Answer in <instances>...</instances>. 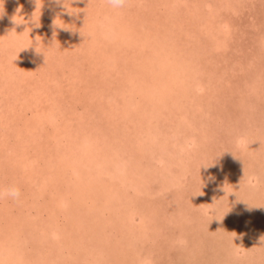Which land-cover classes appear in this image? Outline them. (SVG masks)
Returning a JSON list of instances; mask_svg holds the SVG:
<instances>
[{
    "label": "rangeland",
    "instance_id": "obj_1",
    "mask_svg": "<svg viewBox=\"0 0 264 264\" xmlns=\"http://www.w3.org/2000/svg\"><path fill=\"white\" fill-rule=\"evenodd\" d=\"M23 1L69 15L2 27L0 261L264 264V0Z\"/></svg>",
    "mask_w": 264,
    "mask_h": 264
},
{
    "label": "bare ground",
    "instance_id": "obj_2",
    "mask_svg": "<svg viewBox=\"0 0 264 264\" xmlns=\"http://www.w3.org/2000/svg\"><path fill=\"white\" fill-rule=\"evenodd\" d=\"M21 1H23V0H21ZM18 2V1H17ZM20 2V1H19ZM24 2V1H23ZM23 2H21V4H19L18 5V3H17V6H16V3H15V8H16V10H18V12H16V10H14L13 11V14H14V16L16 17V19H15V21L17 22V24H20V25H23V24H30V23H32V21L29 19V17H30V15H28V14H30L31 13V15L33 16L34 14H36L37 13V15H41V17L39 18V20H40V22L43 20L44 22H43V26L45 25V27L47 28V27H49V25L47 24V23H49V20L50 19H55V18H58V17H61V15L63 16V15H69V13H67V12H69L68 10H67V12L66 13H63V14H60V16H58V15H56L57 13H55L54 14V16L53 15H51V16H49V18H47V19H45L46 17H47V13L49 14V12L47 11V12H42V9H35V10H31L30 9V7H32L34 4L32 3V5L31 4H28L27 3V5L25 4V5H23ZM39 3H37V5H38ZM59 4V2H57V5ZM21 5V6H20ZM23 5V6H22ZM39 5H41V4H39ZM60 6V5H59ZM18 7H19V9H18ZM21 7H22V9H26L25 11L26 12H24V11H21L22 9H21ZM13 8V7H12ZM14 9V8H13ZM30 9V10H29ZM63 12H65V10L64 9H61ZM6 11H8L7 12V15H6V17H7V19H6V21H4V19H3V15H1L0 14V21L1 20H3V21H1V26H0V35L2 34V32H4V30H3V28L2 27H5L3 24L5 23V24H8V22L12 19V18H15V17H12V15L9 13V12H12V10H11V8L10 9H8V10H6ZM56 10L54 9V12H55ZM56 12H58V11H56ZM16 13V14H15ZM52 13V12H51ZM72 13V12H71ZM22 14V15H21ZM18 15H21L20 17L18 16ZM56 15V16H55ZM46 20V22H45V20ZM57 20V19H56ZM48 29V28H47ZM1 38V37H0ZM129 41L131 42V40L129 39ZM0 44L2 45L3 43H2V39H0ZM5 50V49H4ZM155 57V56H154ZM154 59H156V57L154 58ZM153 59V60H154ZM26 86V85H25ZM146 89V88H145ZM148 91V90H147ZM152 95V94H151ZM181 109V108H180ZM109 124H111V123H109ZM106 126L108 127V123L106 124ZM59 127V126H58ZM62 127V126H61ZM111 127V125L109 126V128ZM128 127V126H127ZM129 128V127H128ZM28 129V128H27ZM110 130H113L112 128L110 129ZM81 131H83V130H80V132ZM107 131H109V130H107ZM106 131V132H107ZM80 132H79V134H80ZM91 132V131H90ZM89 132V133H90ZM46 133V132H45ZM58 133V132H57ZM61 133V132H60ZM86 134V133H85ZM94 133H92V135H91V138L92 137H94ZM184 135V134H183ZM62 136H63V134H62ZM87 136H88V133H87ZM99 136L98 135H95V138H98ZM131 138V137H130ZM78 140V139H77ZM96 140H98V139H96ZM202 140H203V138H202ZM204 142V141H203ZM6 143V142H5ZM53 144V143H52ZM71 145L69 146V147H73V146H75L76 144H75V140L74 141H71V143H70ZM22 145V144H21ZM207 145V144H206ZM25 146V145H24ZM52 146V145H51ZM56 146V145H55ZM7 147H8V145H7ZM18 147V146H17ZM22 147V146H21ZM108 147V146H107ZM204 148H205V146H203ZM22 149H23V147H22ZM73 149V148H72ZM102 149V148H101ZM113 150V149H112ZM140 150V149H139ZM52 151L53 152H50V151H47V152H45L47 155H46V157L44 158V161H43V159L41 160V164H43L45 167H47L49 170L50 169H53V172H51L52 174H54L55 173V170L56 169H61V172H65L66 171V168H68L70 165L69 164H71V163H69L68 165H67V161L66 160H62L63 159V157L60 155V154H58V149L56 150V149H52ZM165 151V150H164ZM114 152H115V150H114ZM113 152V153H114ZM69 153V152H68ZM58 154V155H57ZM116 154V153H115ZM120 155V154H119ZM32 157H33V155H32ZM57 157L58 158H61V160L63 161V162H65L63 165L61 164V163H59V161L57 160ZM42 158V157H41ZM122 158V157H121ZM176 158V157H175ZM175 158H173V159H175ZM180 159V158H179ZM183 159V158H182ZM141 160V159H140ZM168 160H170V159H168ZM168 160L166 161V162H168ZM191 160V159H190ZM53 163H52V162ZM124 161V160H123ZM170 161H172V160H170ZM177 161V160H176ZM187 161V160H186ZM131 162V161H130ZM136 162V161H135ZM184 162V161H183ZM141 163V162H140ZM174 164L176 163V162H173ZM186 163V162H185ZM137 164V163H136ZM171 164V163H170ZM177 164V163H176ZM169 165V164H168ZM178 166H179V164H177ZM182 165V164H181ZM172 166H173V164H172ZM187 166V165H186ZM166 167V166H165ZM171 167V166H170ZM177 167V166H176ZM183 167V166H182ZM142 168V167H141ZM148 168H150V167H148ZM168 167H166V169H167ZM173 168V167H172ZM185 168H187V167H184L183 169H185ZM170 169V168H169ZM177 169V168H176ZM180 169V168H179ZM190 169V168H189ZM192 169V168H191ZM190 169V170H191ZM149 170V169H148ZM163 170V169H162ZM172 170V169H171ZM180 170H182V169H180ZM39 171V170H38ZM47 171V170H46ZM69 171V170H68ZM164 171V170H163ZM177 171V170H176ZM188 171V170H187ZM4 172V171H3ZM178 172V171H177ZM181 172V171H180ZM186 172V171H185ZM238 172V171H237ZM241 172V171H240ZM70 173V172H69ZM163 173V172H162ZM169 173V172H168ZM159 174V173H158ZM172 174V173H171ZM183 174V173H182ZM236 174V173H235ZM238 174V173H237ZM236 174V176H238ZM46 175V174H45ZM172 175H175V174H172ZM171 175V176H172ZM47 176V175H46ZM168 176V175H167ZM234 176V175H233ZM148 177V176H147ZM173 177V176H172ZM171 177V178H172ZM180 177V176H179ZM185 177V176H184ZM239 177V176H238ZM44 178V177H43ZM46 178H48V177H46ZM73 178H75V177H73ZM141 178V177H140ZM153 178V177H152ZM166 178V177H165ZM170 178V179H171ZM139 179V178H138ZM148 179H149V177H148ZM174 179V178H173ZM52 180V179H51ZM154 180V179H153ZM179 180V179H178ZM60 181V180H59ZM145 181V180H144ZM146 182H148V181H146ZM150 182V181H149ZM151 182H152V180H151ZM60 183V182H59ZM62 183V182H61ZM138 183V182H137ZM136 183V184H137ZM166 183V182H165ZM54 184V183H53ZM55 184H56V182H55ZM144 184V183H143ZM166 184H168V183H166ZM76 185V184H75ZM74 185V186H75ZM135 185V184H134ZM145 185V184H144ZM178 185H180V184H178ZM53 186V185H52ZM56 186V185H55ZM65 186V185H64ZM141 186V185H140ZM179 187V186H178ZM143 188H144V186H143ZM142 188V189H143ZM71 189V188H70ZM140 189V188H139ZM138 189V190H139ZM72 190H73V188H72ZM72 190H70V191H72ZM145 190V189H144ZM150 191V190H149ZM153 191V190H152ZM163 191V190H162ZM161 192V191H160ZM79 193V192H78ZM154 193V192H153ZM159 193V192H158ZM157 193V194H158ZM80 194V193H79ZM160 194V193H159ZM30 195V194H29ZM135 195V194H134ZM177 195V194H176ZM37 196V195H36ZM143 196V195H142ZM27 197H28V195H27ZM78 197V196H77ZM149 197V196H148ZM177 197V196H176ZM30 198V197H29ZM79 198V197H78ZM100 198V197H99ZM118 198V197H117ZM138 198V197H137ZM142 198V197H141ZM140 198V199H141ZM175 198V197H174ZM27 199V198H26ZM175 199H177V198H175ZM242 199V198H241ZM73 200V199H72ZM80 200V199H79ZM77 201V200H76ZM97 201V200H96ZM149 201V200H148ZM146 202V201H145ZM79 203V202H78ZM80 203H81V201H80ZM148 204V203H147ZM35 205V204H34ZM154 206H155V204H154ZM151 207V206H150ZM22 209V208H21ZM25 209V208H24ZM153 210V209H152ZM155 210V209H154ZM68 211V210H67ZM147 213H148V211H147ZM153 214V213H152ZM171 216V215H170ZM1 217V216H0ZM31 219H32V217H31ZM37 222H35L34 224H36ZM109 223V222H108ZM19 224V223H18ZM32 224V222L31 223H29V226H31L32 227V229L34 230V232L36 231V234H33V231H31V230H28V234L29 235H31V237L32 238H35L36 239V237L38 236V235H41V240H42V242H44L45 241V238L47 237V233L48 232H46L45 230H46V226L44 225V226H42V227H40L38 224H36V225H38V226H36V227H34V225H31ZM23 226V225H22ZM22 226L21 227H16L15 228V235H19L20 234V230L22 229ZM50 226V225H49ZM102 226V225H101ZM24 228V227H23ZM39 229V230H37V229ZM193 228V227H192ZM65 231V230H64ZM72 231V230H71ZM1 232V231H0ZM18 232V233H17ZM141 232V231H140ZM25 234L27 233L26 232V230H25V232H24ZM24 233L22 232L21 234L22 235H24ZM66 233V232H65ZM67 234H69V233H67ZM81 234V233H80ZM83 234V233H82ZM2 235V238H0V242H2V241H5L6 239H7V237L4 235V234H1ZM25 236V235H24ZM18 237V236H17ZM17 237L16 236H14V238H15V242L13 241V239H10L11 241H13L14 243H15V251H13V252H9V251H7V257H6V259L5 260H1L0 261V264H4V262L6 263L7 261H8V263L11 261V260H15L16 259V261L18 262V263H24V262H27V256L25 255H23L24 253L23 252H29V250L31 251V247L33 246H31V247H29V245H27L26 247H23V246H21L20 247V243L16 240L17 239ZM8 238H12V237H8ZM21 238H22V236H21ZM22 240H24V238H22ZM48 240V239H47ZM27 242V241H26ZM82 242V241H81ZM89 243V242H88ZM12 244V243H11ZM17 244H18V246H17ZM22 244H25V242H22ZM81 244V243H80ZM90 244V243H89ZM47 245V244H46ZM51 245V244H50ZM52 246V245H51ZM54 246H56V250H58V252H66L67 250H68V247H67V245L66 244H63L62 242H60V243H55L54 244ZM45 247V246H44ZM71 247V246H70ZM27 249V250H26ZM32 249H35V248H32ZM72 249V248H71ZM38 250V249H37ZM95 250V249H94ZM36 251V250H35ZM34 251V252H35ZM87 251V250H86ZM37 252H39V251H37ZM49 252V251H48ZM69 252V251H68ZM81 252V251H80ZM89 252V251H88ZM37 254V253H36ZM90 254V253H89ZM97 254V253H96ZM74 256V255H73ZM73 256H71V257H73ZM100 256V255H99ZM93 257V256H92ZM98 257V256H97ZM104 258V257H103ZM74 259V258H73ZM33 260V259H32ZM35 260V259H34ZM51 260V259H50ZM91 260V259H90ZM15 261V262H16ZM52 261V260H51ZM92 261V260H91ZM36 262H38V261H36ZM100 263V262H99ZM32 264H33V262H32ZM54 264H55V262H54ZM92 264V263H91ZM94 264V263H93Z\"/></svg>",
    "mask_w": 264,
    "mask_h": 264
},
{
    "label": "clouds",
    "instance_id": "obj_3",
    "mask_svg": "<svg viewBox=\"0 0 264 264\" xmlns=\"http://www.w3.org/2000/svg\"><path fill=\"white\" fill-rule=\"evenodd\" d=\"M105 2L113 9H121L125 7L128 0H105ZM203 193L201 192V195ZM7 196L11 199H18L20 196V189L16 186H10L6 190L0 191V198Z\"/></svg>",
    "mask_w": 264,
    "mask_h": 264
}]
</instances>
